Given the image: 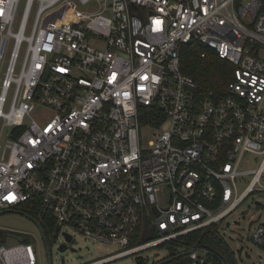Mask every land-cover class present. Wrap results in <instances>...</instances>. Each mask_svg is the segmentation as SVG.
<instances>
[{
  "label": "built area",
  "instance_id": "1",
  "mask_svg": "<svg viewBox=\"0 0 264 264\" xmlns=\"http://www.w3.org/2000/svg\"><path fill=\"white\" fill-rule=\"evenodd\" d=\"M22 1L0 0V212L117 246L86 264H240L214 227L264 196V0ZM192 40L235 67L225 94L182 72ZM207 230L228 256L177 242ZM250 238L264 251V221ZM39 250L0 231V264Z\"/></svg>",
  "mask_w": 264,
  "mask_h": 264
},
{
  "label": "rangeland",
  "instance_id": "2",
  "mask_svg": "<svg viewBox=\"0 0 264 264\" xmlns=\"http://www.w3.org/2000/svg\"><path fill=\"white\" fill-rule=\"evenodd\" d=\"M24 5L25 0L20 4L19 16L22 15ZM85 9L90 10V7H85ZM34 15L35 10L32 19ZM2 124L3 121L0 119V128ZM11 130L12 127L4 126L5 135L2 142L6 141ZM145 137L149 140L153 138V135L151 132H147ZM247 161L243 168H255L260 163L259 160L252 157H248ZM250 178L251 176L246 177L247 180ZM261 221H264V196L254 193L235 212L214 227L240 264H261L260 260L264 251L250 238L252 226ZM0 229L7 231L8 234L17 233L27 237H36L40 248L38 264H48L46 245L35 222L13 209L0 214ZM64 240L65 237L62 232L58 237L51 238L53 264H86L117 248L116 245L111 244L94 246L80 234H76V239L72 242L66 243ZM1 242L13 245L18 242V239L9 235ZM144 253L150 263L167 254L160 247L151 248ZM107 264H138V262L134 256H129Z\"/></svg>",
  "mask_w": 264,
  "mask_h": 264
},
{
  "label": "trees",
  "instance_id": "3",
  "mask_svg": "<svg viewBox=\"0 0 264 264\" xmlns=\"http://www.w3.org/2000/svg\"><path fill=\"white\" fill-rule=\"evenodd\" d=\"M181 70L198 83L201 94L206 95L210 91H214L221 95L226 93L235 67L230 62L220 58L213 49L201 44L198 40H192L182 47ZM29 213L35 218L39 217L37 212ZM40 221L50 243L49 233L55 227L56 222L51 216H44V218H40ZM177 242H199L209 247H217L228 256L225 245L212 230L181 237Z\"/></svg>",
  "mask_w": 264,
  "mask_h": 264
},
{
  "label": "water",
  "instance_id": "4",
  "mask_svg": "<svg viewBox=\"0 0 264 264\" xmlns=\"http://www.w3.org/2000/svg\"><path fill=\"white\" fill-rule=\"evenodd\" d=\"M2 213H3V212H0V214H2ZM22 214L25 215V216H26L27 218H29L30 220L34 221V222L38 225V227H39V229H40V231H41V234H42L43 240H44V242H45V244H46V251H47L48 264H53V256H52L51 245H50V243H49V240H48V238H47V236H46V233H45V230H44L42 224H41L40 222H38L36 219L30 217L29 215H27V214H25V213H22ZM58 230H59V226H57L56 229H55V232H54V235H55V236H57V234H58ZM0 231L4 232V230H0ZM65 237H66L67 241H71V239H72V236L69 235V234H65ZM19 238H21V237H19Z\"/></svg>",
  "mask_w": 264,
  "mask_h": 264
},
{
  "label": "flooded vegetation",
  "instance_id": "5",
  "mask_svg": "<svg viewBox=\"0 0 264 264\" xmlns=\"http://www.w3.org/2000/svg\"><path fill=\"white\" fill-rule=\"evenodd\" d=\"M18 211H19V213H21V214H22V213H25V214L30 215L28 212H25V210H23V209H20V210H18ZM31 215H32V214H31ZM31 215H30V216H31ZM24 216H25V215H24ZM35 219H37V221L41 223L40 219H38V218H35ZM33 222H34V221H33ZM35 224H36V223H35ZM36 225H37V224H36ZM37 227H38V225H37ZM56 227H57V226H55V227L53 228V230L50 231V233H49V235H50V239L53 238V237H57V236L59 235V232H60V226H59V230H58V234H57V236L54 235V232H55ZM38 229H39V227H38ZM39 231H40V229H39ZM40 235H41V237H42L41 231H40ZM42 239H43V237H42ZM43 241H44V240H43Z\"/></svg>",
  "mask_w": 264,
  "mask_h": 264
}]
</instances>
